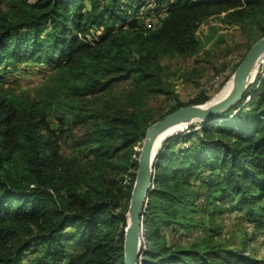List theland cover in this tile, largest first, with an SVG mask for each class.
Instances as JSON below:
<instances>
[{
	"label": "trees",
	"instance_id": "trees-1",
	"mask_svg": "<svg viewBox=\"0 0 264 264\" xmlns=\"http://www.w3.org/2000/svg\"><path fill=\"white\" fill-rule=\"evenodd\" d=\"M213 18L252 30V45L264 36V0H0V83L13 89L32 69L59 73L41 98L0 91V264H125L135 147L167 114L211 100L200 89L182 102L161 60L199 54L209 39L199 30ZM128 80L133 87L115 105L71 120L90 124L76 144L89 171L76 169L57 132L74 115L56 91L84 98ZM159 96L172 99L169 109L144 108ZM220 118L159 149L144 264H264L246 245L225 246L222 225L209 224L222 214L238 218L249 241L264 233V90L252 85ZM195 230L203 236L192 240Z\"/></svg>",
	"mask_w": 264,
	"mask_h": 264
},
{
	"label": "rangeland",
	"instance_id": "rangeland-1",
	"mask_svg": "<svg viewBox=\"0 0 264 264\" xmlns=\"http://www.w3.org/2000/svg\"><path fill=\"white\" fill-rule=\"evenodd\" d=\"M206 35H209V39L203 41V49L199 54L193 57H164L161 60L165 67V71L162 75H165L166 83L172 90L175 91L174 93L177 94L178 98L184 103L189 102L196 96L197 93L201 92L200 89L205 90L211 97V100L207 103L213 102L220 95L227 84L233 81V75L237 68V64L239 65L241 63L249 51L252 45L251 37L253 35V31L248 29L245 30L243 27L237 25L229 26L226 23H223L219 18H213L203 24L199 30V36L202 39H204ZM262 60V62H264V57ZM262 62L260 60V63L258 62L255 65L257 68L256 75H264V63ZM31 72L32 74L21 78V82L13 89L3 85V83H0V91H11L13 93L12 95L15 96L29 94L32 98H41L44 91L50 89V86L54 85L59 75L58 72L53 74L51 73V70H47L46 68L39 71L37 69H32ZM187 75H193V79L187 80ZM225 79V84L221 87L220 83ZM195 80H198L200 83L199 89H197L194 85ZM263 81L264 78L259 81V83L257 81L258 85L255 87L257 89L261 88L264 90V86H262V83H264ZM254 84L255 81L252 85ZM133 85V80H128L126 82L119 83L110 93H102L84 98H74L67 95V87L56 92H58L61 108L64 109L65 107H68V109L71 110L72 114L75 116L78 113L89 114L98 109L115 105L119 99L126 95L127 91L130 90ZM148 100L149 102L144 105V108H156V110L158 109L161 112L169 109L168 107L172 101L171 98H167L166 96H159L154 99L148 98ZM171 105H173V103ZM74 116H71L70 118L67 117L68 122L64 127V132L61 131V129L57 131L59 135H62L63 155L65 159L76 169L81 171L88 169L89 171V161L86 157L87 151L84 147L79 149L76 144L81 138H83L84 134L89 131L90 124L87 121H83L79 125L73 126V121L71 122V120L74 119L75 121V119H77L76 116L75 118ZM50 122L54 129H57L60 125L59 120L53 117L50 118ZM194 125H198V123H195ZM190 131L189 126L187 129L177 131L170 137L176 134H185ZM170 137H168V139ZM144 140L145 138L135 147L136 153L133 159L137 157L139 158ZM112 162L117 163L115 161ZM113 167L109 170V174L112 176L115 175L113 171L117 169L115 168L112 170ZM133 171L134 170H130V172ZM194 177L195 176L191 178L192 184L194 183ZM124 182V185L129 187L132 183L131 177L126 176ZM197 184L199 183H196V185ZM197 201H202V198H198ZM238 220L239 219L236 217L227 219L222 214H218L216 216V222L215 220L210 221L209 224H211L212 227H217V225L220 226V224L222 225L223 237L221 236L219 240L225 246L246 245V247L252 251L251 253L256 255V252L260 249L259 240L255 238L252 241H249L245 232L246 230L241 228L239 225L240 221ZM198 231L199 234L203 236L202 231L195 230L193 232L194 237L192 240L196 237ZM169 238L170 240H173L172 235L170 234ZM187 241L188 240H183L184 243H187Z\"/></svg>",
	"mask_w": 264,
	"mask_h": 264
},
{
	"label": "water",
	"instance_id": "water-1",
	"mask_svg": "<svg viewBox=\"0 0 264 264\" xmlns=\"http://www.w3.org/2000/svg\"><path fill=\"white\" fill-rule=\"evenodd\" d=\"M263 55L264 36L250 47L237 66L233 75V88L227 96L216 102L180 107L149 126L138 158V169L128 210V226L124 243L125 264H144L142 252L144 217L154 189V176L158 168L156 156L161 145L177 132L171 131L175 126L188 123L187 127H189L195 123L222 120L223 118H220L222 113L239 105L255 81L256 75L253 74V69ZM238 110L239 108L232 116Z\"/></svg>",
	"mask_w": 264,
	"mask_h": 264
},
{
	"label": "bare ground",
	"instance_id": "bare-ground-1",
	"mask_svg": "<svg viewBox=\"0 0 264 264\" xmlns=\"http://www.w3.org/2000/svg\"><path fill=\"white\" fill-rule=\"evenodd\" d=\"M257 64V63H256ZM255 64V65H256ZM256 67L254 66V69H253V74L254 75H256ZM233 84H234V82L233 81H231V82H229L228 84H227V86L223 89V91L220 93V95L213 101V102H216V101H218V100H221V99H223L225 96H227L228 94H229V92L231 91V89L233 88ZM187 124L188 123H185V124H183V125H178V126H175L171 131H179V130H182V129H187V128H185V127H187ZM170 133V132H169ZM164 136H166V134H164ZM163 136V137H164ZM162 137V138H163ZM161 138V139H162Z\"/></svg>",
	"mask_w": 264,
	"mask_h": 264
},
{
	"label": "crops",
	"instance_id": "crops-1",
	"mask_svg": "<svg viewBox=\"0 0 264 264\" xmlns=\"http://www.w3.org/2000/svg\"><path fill=\"white\" fill-rule=\"evenodd\" d=\"M257 239L260 242V249L256 252L258 257H263L264 256V233H261Z\"/></svg>",
	"mask_w": 264,
	"mask_h": 264
},
{
	"label": "built area",
	"instance_id": "built-area-1",
	"mask_svg": "<svg viewBox=\"0 0 264 264\" xmlns=\"http://www.w3.org/2000/svg\"><path fill=\"white\" fill-rule=\"evenodd\" d=\"M165 15H166V14H163L162 17H165ZM263 57H264V55L260 58L261 62L263 61V60H262ZM260 60H259V63H260ZM262 63H264V62H262ZM262 63H261V64H262ZM23 77H24V76H21V78H23ZM263 78H264V75H256V78H255V84H256L255 86H256V87H257L259 81H261ZM257 81H258V83H257ZM256 87H255V89H257ZM251 97H252V96H251L250 94L247 95V97H246V102H248V101L251 99ZM143 241H144V238H143Z\"/></svg>",
	"mask_w": 264,
	"mask_h": 264
}]
</instances>
